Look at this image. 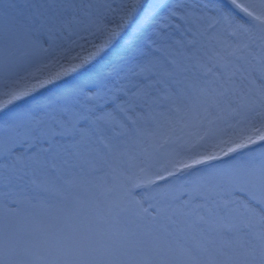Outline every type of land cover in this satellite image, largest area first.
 Returning a JSON list of instances; mask_svg holds the SVG:
<instances>
[{
  "label": "snow or ice",
  "instance_id": "6c2138e0",
  "mask_svg": "<svg viewBox=\"0 0 264 264\" xmlns=\"http://www.w3.org/2000/svg\"><path fill=\"white\" fill-rule=\"evenodd\" d=\"M0 264H264V0H0Z\"/></svg>",
  "mask_w": 264,
  "mask_h": 264
}]
</instances>
